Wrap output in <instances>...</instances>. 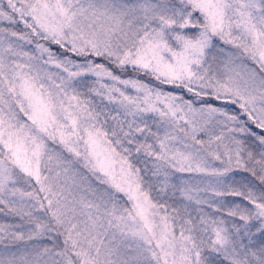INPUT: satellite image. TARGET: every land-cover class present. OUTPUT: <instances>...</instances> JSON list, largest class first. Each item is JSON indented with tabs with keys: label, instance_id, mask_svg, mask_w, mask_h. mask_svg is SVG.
Returning a JSON list of instances; mask_svg holds the SVG:
<instances>
[{
	"label": "snow or ice",
	"instance_id": "snow-or-ice-1",
	"mask_svg": "<svg viewBox=\"0 0 264 264\" xmlns=\"http://www.w3.org/2000/svg\"><path fill=\"white\" fill-rule=\"evenodd\" d=\"M0 264H264V0H0Z\"/></svg>",
	"mask_w": 264,
	"mask_h": 264
}]
</instances>
